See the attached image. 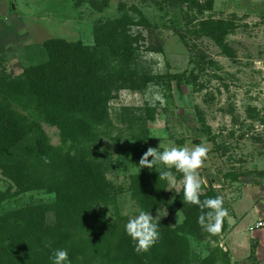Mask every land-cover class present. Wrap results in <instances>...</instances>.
<instances>
[{"label": "rangeland", "instance_id": "374dc122", "mask_svg": "<svg viewBox=\"0 0 264 264\" xmlns=\"http://www.w3.org/2000/svg\"><path fill=\"white\" fill-rule=\"evenodd\" d=\"M212 20L233 25L222 43L199 33ZM114 26L126 30L137 63L109 101V138L93 145L111 185L110 204L96 210L127 222L145 211L171 228L194 218L190 244L198 263L264 264V231L252 225L264 214V0H0V72L13 79L44 62L52 39L93 47ZM176 75L187 76L180 89ZM42 129L51 146L66 149L56 127ZM200 144L208 148L200 199L213 191L229 213L227 229L215 236L199 226L200 209L184 203L179 183L177 193L167 182L165 203L150 210L133 192L134 177L158 173L139 168L147 148ZM8 168L0 165V264L10 263L8 249L26 245L35 223H57L62 193L26 176L16 183Z\"/></svg>", "mask_w": 264, "mask_h": 264}, {"label": "trees", "instance_id": "16d2710c", "mask_svg": "<svg viewBox=\"0 0 264 264\" xmlns=\"http://www.w3.org/2000/svg\"><path fill=\"white\" fill-rule=\"evenodd\" d=\"M125 31L106 27L93 47L52 39L44 45V62L27 66L13 79L0 72V165L10 167V174L17 172L11 177L16 183L26 176L31 184L53 182L62 191L57 223H35L26 245L7 250L8 264H52L58 249L67 251L70 264H203L190 244L198 228L194 218L176 228L158 223L160 239L148 253L137 255L125 232L127 220L113 221L96 210L110 204L111 185L99 153L112 126L109 101L118 84L136 71ZM231 32L232 23L223 20L206 21L199 28L219 43ZM186 77L175 76L179 89ZM43 123L60 131L66 149L50 145ZM132 183L142 208L165 203L167 181L159 180L158 173L134 177ZM206 191L203 200L216 197ZM226 229L225 220L222 231Z\"/></svg>", "mask_w": 264, "mask_h": 264}, {"label": "clouds", "instance_id": "9594fccd", "mask_svg": "<svg viewBox=\"0 0 264 264\" xmlns=\"http://www.w3.org/2000/svg\"><path fill=\"white\" fill-rule=\"evenodd\" d=\"M261 63V61L256 62L257 68H260ZM159 148H147L139 160V168L149 170L155 168L159 173V180L167 181L171 190L174 189L177 193H179L177 188L179 183L182 186L184 203L197 206L200 209L197 220L199 226L210 235L220 234L225 218L229 217L228 210L224 207L223 197L217 196L203 201L200 199L202 180L199 170L207 159L208 148L204 144L191 148L173 146L165 148L162 152ZM150 157L151 160H149ZM43 159L45 163H50L47 157ZM172 169H175L176 173L182 174L181 181H177ZM156 219L151 213L140 211L126 223L125 232L130 237L137 255L148 253L160 239L158 223L154 222ZM52 264H70L67 251L56 250L52 257Z\"/></svg>", "mask_w": 264, "mask_h": 264}, {"label": "built area", "instance_id": "2783aa9c", "mask_svg": "<svg viewBox=\"0 0 264 264\" xmlns=\"http://www.w3.org/2000/svg\"><path fill=\"white\" fill-rule=\"evenodd\" d=\"M253 229L264 230V221L258 222Z\"/></svg>", "mask_w": 264, "mask_h": 264}, {"label": "crops", "instance_id": "0c3cea01", "mask_svg": "<svg viewBox=\"0 0 264 264\" xmlns=\"http://www.w3.org/2000/svg\"><path fill=\"white\" fill-rule=\"evenodd\" d=\"M263 195H264V193H263ZM262 219H264V214H262V215H260L259 217H255L252 221L254 222H252L253 224L252 225H256L257 223H258V221H260V220H262ZM261 231H264V230H261Z\"/></svg>", "mask_w": 264, "mask_h": 264}]
</instances>
